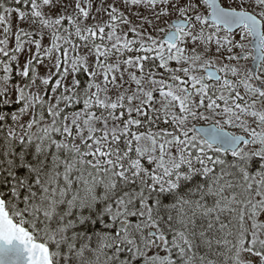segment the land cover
I'll return each instance as SVG.
<instances>
[{
  "label": "snow or ice",
  "instance_id": "6c2138e0",
  "mask_svg": "<svg viewBox=\"0 0 264 264\" xmlns=\"http://www.w3.org/2000/svg\"><path fill=\"white\" fill-rule=\"evenodd\" d=\"M0 264H264V0H0Z\"/></svg>",
  "mask_w": 264,
  "mask_h": 264
}]
</instances>
